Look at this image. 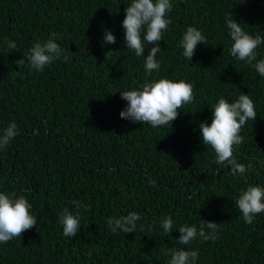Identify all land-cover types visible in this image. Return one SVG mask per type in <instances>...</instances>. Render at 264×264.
Listing matches in <instances>:
<instances>
[{
  "label": "trees",
  "instance_id": "obj_1",
  "mask_svg": "<svg viewBox=\"0 0 264 264\" xmlns=\"http://www.w3.org/2000/svg\"><path fill=\"white\" fill-rule=\"evenodd\" d=\"M130 3L0 0V134L13 121L19 132L0 150V192L25 196L38 227L0 243V264H169L173 247L198 250L197 264H264V213L249 225L235 206L249 186L264 187V77L231 56L225 19L231 14L245 31L264 35V0H172L161 67L151 75L125 44ZM190 26L206 37L191 62L180 43ZM105 30L116 44H104ZM53 33L68 60L30 69L31 47ZM154 46L145 43V57ZM257 52L264 59V46ZM159 79L193 85V102L178 109L172 126L122 119L120 92ZM241 92L258 115L234 149L237 162L251 168L234 176L203 144L199 123L211 124L218 100L234 102ZM65 209L79 212L75 238L63 234ZM130 212L141 215L135 233L114 234L107 220ZM167 216L171 234L161 227ZM201 220L220 223L215 242L198 237L179 245V227L199 228Z\"/></svg>",
  "mask_w": 264,
  "mask_h": 264
},
{
  "label": "clouds",
  "instance_id": "obj_2",
  "mask_svg": "<svg viewBox=\"0 0 264 264\" xmlns=\"http://www.w3.org/2000/svg\"><path fill=\"white\" fill-rule=\"evenodd\" d=\"M173 10L172 0H131L125 8V19L122 27L125 31V44L127 49L132 50L137 57H144L146 75L153 71H159L161 63L158 57L164 50L160 47L163 33L166 32L171 23L167 18ZM226 25L229 36L233 41L230 48L232 57L239 61L252 65L261 77H264V59H258L257 49L264 46V35L260 33L251 34L245 31L243 26L231 14L226 16ZM243 25V26H242ZM58 34L52 36L44 43L36 42L31 47L28 55V67L35 71H43L46 66L56 60H68L63 49L56 42ZM105 45L116 44L117 39L112 31L105 30L103 36ZM145 43L155 45L148 51L145 57ZM183 56L192 61L197 46L206 44V37L196 27H188L181 40ZM8 47L13 51L16 44L10 42ZM223 55V54H222ZM255 62V63H254ZM17 67L25 65L24 58L16 61ZM121 99L127 102V106L120 112L122 119L132 123H147L152 127L165 126L178 118L180 111L185 105L194 100L193 85L184 80L178 82L169 79L145 82L139 89L120 92ZM212 109V121L199 123V129L204 145H210L216 154L218 165L230 166L234 176H243L251 165L245 166L238 163L234 156V149L244 142L240 134L249 120L257 118L255 104L249 94L241 92L238 99L229 102L220 98ZM19 134L16 123L10 122L0 134V150L9 146L12 140ZM77 209L83 207L82 202L73 201ZM242 213L246 224H253L257 215L264 213V187L249 186L239 194L235 202ZM32 205L25 196H17L15 193L0 192V243L7 244L14 238L21 237L27 230L37 227V219L31 213ZM141 215L130 212L127 216L110 218L107 225L115 234L121 231L125 234L135 233L137 221ZM59 222L63 226V234L66 237L75 238L81 230L80 215L65 209ZM220 223L201 220L199 228L192 225L179 227L180 233L177 243L182 246L190 245L198 237L205 241L217 239ZM161 227L165 233L171 234L174 228L173 218L164 217ZM38 228V227H37ZM170 257L169 264H197L199 259L198 250H186L184 247H173L168 249Z\"/></svg>",
  "mask_w": 264,
  "mask_h": 264
},
{
  "label": "bare ground",
  "instance_id": "obj_3",
  "mask_svg": "<svg viewBox=\"0 0 264 264\" xmlns=\"http://www.w3.org/2000/svg\"><path fill=\"white\" fill-rule=\"evenodd\" d=\"M256 141V140H255ZM7 173V172H6ZM80 184V183H79Z\"/></svg>",
  "mask_w": 264,
  "mask_h": 264
}]
</instances>
